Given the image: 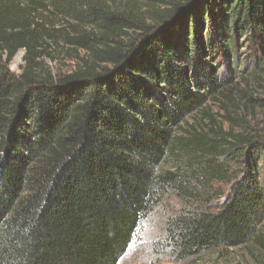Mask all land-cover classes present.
I'll return each instance as SVG.
<instances>
[{"label": "trees", "instance_id": "1", "mask_svg": "<svg viewBox=\"0 0 264 264\" xmlns=\"http://www.w3.org/2000/svg\"><path fill=\"white\" fill-rule=\"evenodd\" d=\"M114 2L0 0V264H117L175 177L157 172L164 159L199 158L213 176L219 146L217 167L236 162L239 177L215 209L170 220L175 256L264 250V138L215 130L209 147L210 137L175 131L208 99L228 98L246 60L259 61L240 52L264 50V0H145L154 18L139 10L137 24ZM49 10L90 27L68 36L88 55L69 73L39 60L54 36L41 20Z\"/></svg>", "mask_w": 264, "mask_h": 264}, {"label": "rangeland", "instance_id": "2", "mask_svg": "<svg viewBox=\"0 0 264 264\" xmlns=\"http://www.w3.org/2000/svg\"><path fill=\"white\" fill-rule=\"evenodd\" d=\"M144 1L115 0L114 3H118L117 6L127 12L124 15L131 19L133 24H137L133 17L139 14V10H146ZM156 6L159 11L169 5L158 3ZM42 16V22L50 28L54 36L45 37L42 47H39L43 51L39 60L53 74L58 71L69 73L79 65L81 58L84 59L88 55L83 48L69 43L68 36L73 35L76 28L90 30V27L71 17L56 15L52 10L44 11ZM143 16L146 22H149L151 17L154 18L149 10L144 11ZM139 31L138 27L127 30L132 36ZM248 52L250 59L256 56L259 61H245L247 65H243L244 78L236 81L235 88L228 98L218 96L208 99L186 118L181 128L175 130L177 136H189L190 133L197 132L203 137L211 138L207 140L209 147L216 140L212 133L215 130L220 137L229 140L238 135L252 136V139L264 138V50L260 51L254 45H248L246 49L241 48V55L243 53L245 56ZM23 56L24 50L17 51L8 65L9 71L15 75L21 72ZM215 149L218 157L215 156L209 169L213 176L203 174L204 165L207 168L209 166L208 162L202 163L199 158L194 161L185 155L170 154L164 159L157 172L171 171L175 177L161 189L159 201L141 221L133 242L117 264H264V250L255 242L204 251L185 259H178L172 249L168 229L170 220L181 210L215 209L227 195L234 177H239L240 166L236 162H227L228 165L217 167L225 161V157L219 154L222 146ZM261 169L259 180L264 187V161L261 163Z\"/></svg>", "mask_w": 264, "mask_h": 264}]
</instances>
